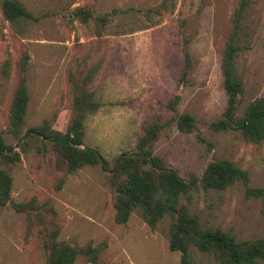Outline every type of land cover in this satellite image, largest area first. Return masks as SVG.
I'll use <instances>...</instances> for the list:
<instances>
[{
	"label": "rangeland",
	"instance_id": "rangeland-1",
	"mask_svg": "<svg viewBox=\"0 0 264 264\" xmlns=\"http://www.w3.org/2000/svg\"><path fill=\"white\" fill-rule=\"evenodd\" d=\"M18 1L32 18L12 25L0 0V134L20 155L5 169L12 178L11 201L24 211L0 206V264H46L45 231L74 247L100 249V264H180V254L168 247L169 215L153 230L138 211L116 224L113 190L99 166L66 174L51 146L20 141L45 121L66 132L68 76L81 59L91 58L100 67L85 86L99 108L86 118L81 148L96 150L112 168L117 156L136 152L147 125L158 123L153 154L183 180H199L214 160L247 173L246 184L223 191L191 190L190 214L203 228L221 229L238 242L264 240V141L250 143L236 131L211 128L226 107L220 65L231 37L241 85L236 118L264 97V0H247L234 36L240 0ZM184 49L191 63L179 84ZM24 64L30 101L25 123L14 133L10 107ZM183 114L194 119L191 133L177 128L176 117ZM192 264L215 262L194 251Z\"/></svg>",
	"mask_w": 264,
	"mask_h": 264
},
{
	"label": "trees",
	"instance_id": "trees-1",
	"mask_svg": "<svg viewBox=\"0 0 264 264\" xmlns=\"http://www.w3.org/2000/svg\"><path fill=\"white\" fill-rule=\"evenodd\" d=\"M247 0H240L234 12L233 36L238 30L241 12ZM3 17L14 25L21 19H31V14L18 0H1ZM238 47L231 37L226 44L220 65L223 88L227 96L222 118L211 125L218 131L238 132L246 141H264V97L248 105L241 119L236 118L237 100L241 92L240 80L236 75L235 58ZM183 69L179 84L184 82L190 69L191 59L183 50ZM81 59L68 76V86L72 93L70 120L65 133L54 131L45 121L41 126L28 129L20 139L27 143L38 139L52 147L56 154V164L72 174L85 166H99L106 174L108 185L114 194L115 223L126 224L132 213L138 211L142 220L154 229L169 215L172 218L168 247L171 252L180 254V264H192L194 251L212 257L215 264H264V240L238 242L236 238L221 229L203 228L194 215L188 211L186 202L191 190L223 191L236 182L246 184L247 173L231 162L214 160L206 167L202 177L189 182L165 167L163 161L153 154V144L162 127L158 123L145 125L137 141L135 153H122L113 162V167L96 150L81 148L84 138V124L88 115L96 112L99 104L94 100L93 90L88 89L92 77L100 67L99 62ZM27 68H20L17 86L10 107L9 126L14 133L24 125L30 101L26 81ZM88 72L86 75L84 72ZM178 97L175 98V102ZM176 125L181 133H191L194 119L187 114L176 117ZM20 161V155L13 146L8 145L0 134V206L11 205L21 214L24 206L11 201L12 178L5 169ZM251 194L262 195L261 189H248ZM43 233L46 264H75L79 259L88 264H100V249L90 244L74 247L57 241V233Z\"/></svg>",
	"mask_w": 264,
	"mask_h": 264
}]
</instances>
